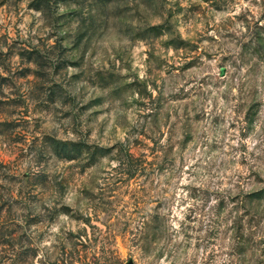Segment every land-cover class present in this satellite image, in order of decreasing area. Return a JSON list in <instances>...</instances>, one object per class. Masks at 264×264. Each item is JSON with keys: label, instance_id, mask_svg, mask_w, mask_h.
<instances>
[{"label": "rangeland", "instance_id": "1", "mask_svg": "<svg viewBox=\"0 0 264 264\" xmlns=\"http://www.w3.org/2000/svg\"><path fill=\"white\" fill-rule=\"evenodd\" d=\"M0 264H264V0H0Z\"/></svg>", "mask_w": 264, "mask_h": 264}]
</instances>
